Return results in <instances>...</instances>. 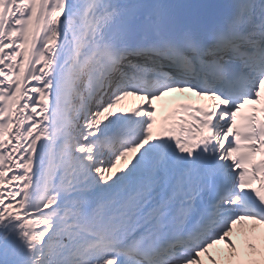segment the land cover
<instances>
[{
    "label": "snow or ice",
    "instance_id": "1",
    "mask_svg": "<svg viewBox=\"0 0 264 264\" xmlns=\"http://www.w3.org/2000/svg\"><path fill=\"white\" fill-rule=\"evenodd\" d=\"M262 97L264 0H0V264H264Z\"/></svg>",
    "mask_w": 264,
    "mask_h": 264
},
{
    "label": "bare ground",
    "instance_id": "2",
    "mask_svg": "<svg viewBox=\"0 0 264 264\" xmlns=\"http://www.w3.org/2000/svg\"><path fill=\"white\" fill-rule=\"evenodd\" d=\"M121 163L123 164L124 162L121 161ZM121 163H120V165H118V167H121ZM244 226L245 227H240L239 230L241 232H244L245 230H247V232H250L252 226L250 224H245ZM261 231H264V230L259 229V226H257V232H256V236L257 237L260 236ZM247 232H244V234L247 233ZM261 241H264V240L257 239V240H254L253 242L256 243L258 246H262V245H259ZM225 249L226 248H223L222 246H217V248L210 250L213 256H216L217 259H221L222 264L227 259L228 255H229V251L228 250L226 251ZM206 264H207V259H206Z\"/></svg>",
    "mask_w": 264,
    "mask_h": 264
}]
</instances>
